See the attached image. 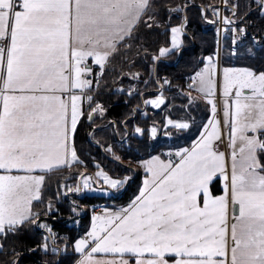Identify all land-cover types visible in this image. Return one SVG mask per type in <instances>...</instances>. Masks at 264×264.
I'll list each match as a JSON object with an SVG mask.
<instances>
[{"label": "snow or ice", "instance_id": "6c2138e0", "mask_svg": "<svg viewBox=\"0 0 264 264\" xmlns=\"http://www.w3.org/2000/svg\"><path fill=\"white\" fill-rule=\"evenodd\" d=\"M0 264H264V0H0Z\"/></svg>", "mask_w": 264, "mask_h": 264}, {"label": "trees", "instance_id": "16d2710c", "mask_svg": "<svg viewBox=\"0 0 264 264\" xmlns=\"http://www.w3.org/2000/svg\"><path fill=\"white\" fill-rule=\"evenodd\" d=\"M213 2H215V0H213ZM174 70V69H171ZM120 109H117V111H119ZM198 118H199V113H197ZM125 161H127V157H125ZM140 179L139 178H135L134 182L132 183L131 187H129L128 191L124 193L123 197L121 198L120 201H118V203H122V202H126L129 197L131 196V194L136 190L137 185L139 184ZM95 203H97V205L103 204L105 203L104 200H95L93 201ZM108 203H111V201H108Z\"/></svg>", "mask_w": 264, "mask_h": 264}, {"label": "rangeland", "instance_id": "374dc122", "mask_svg": "<svg viewBox=\"0 0 264 264\" xmlns=\"http://www.w3.org/2000/svg\"><path fill=\"white\" fill-rule=\"evenodd\" d=\"M137 178H139V179H140V177H137Z\"/></svg>", "mask_w": 264, "mask_h": 264}, {"label": "crops", "instance_id": "0c3cea01", "mask_svg": "<svg viewBox=\"0 0 264 264\" xmlns=\"http://www.w3.org/2000/svg\"><path fill=\"white\" fill-rule=\"evenodd\" d=\"M140 183V182H139Z\"/></svg>", "mask_w": 264, "mask_h": 264}]
</instances>
